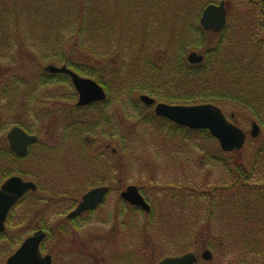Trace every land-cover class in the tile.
I'll return each mask as SVG.
<instances>
[{"label": "rangeland", "instance_id": "1", "mask_svg": "<svg viewBox=\"0 0 264 264\" xmlns=\"http://www.w3.org/2000/svg\"><path fill=\"white\" fill-rule=\"evenodd\" d=\"M16 1L17 4L13 5V0H0V33L3 30L7 31L4 36L8 38L6 45L0 44V135L5 133H2L4 125L10 128L15 124L40 134V142L33 149L37 154L36 161L31 157L13 165L29 173L24 176L25 178L33 179L35 175L39 189L33 195L30 193L24 202L13 209L6 231L0 236V264H6L7 258L15 252L26 236L32 234L35 229L46 226L52 227L54 233L52 238L46 241L44 252L55 254L54 264H157L167 256H178L188 252L198 255V264L206 262L264 264L262 246L263 252L256 254L250 250H241L243 244L232 238L238 232H248L249 227L246 224H239L233 218L229 206L232 196H244L246 193L229 188L233 181L230 168L237 164V159L243 161L245 167L253 166L255 152H258L264 142V128L255 116L238 103L226 108V114L247 133L248 139L243 149L233 151L238 153L224 155L226 162L229 163V167L225 169L209 156L222 154L217 140L185 136L182 130L159 119L144 123L140 114L146 117L154 111V107L139 102L140 94H136L123 104L118 94L108 93L105 103L83 108L77 113L74 110L77 94L72 83L59 76L53 78L49 84H41V74L47 62L41 61L43 65L40 67L36 64L37 61H34L41 56V52L34 54L31 51L27 52L28 50L26 52L17 50L14 43L17 41H10L16 40L19 32L18 37L23 43L35 49V39L40 42L39 39L43 38L38 35L41 28L35 27L31 17L27 15V7L36 3L40 5L47 0ZM182 1L174 0L173 4L161 2L157 6L158 0H154V3L148 0L145 2L147 5H139L136 10L140 11L141 16H138L137 27L140 30L146 28L148 32V27L154 30L156 27L153 23L158 15L166 19L163 24V27L167 28L165 37L171 39V36L175 35L176 40L180 39L182 25L183 36H190L195 31L192 23L198 16L201 18L207 4L219 3L222 0ZM224 1L227 9V37L236 31L242 33L243 30L240 29H247L252 23L254 28L251 31L260 39H264V28L260 27L262 13L254 2ZM79 2L82 1L78 0ZM18 3H21L23 8ZM123 3L129 5L130 13L131 0H103L105 5L103 6L110 11L112 17L113 12L116 14L123 12L125 8L121 5ZM148 5L152 6L149 11ZM168 11L170 13H166ZM148 12L151 13L148 15ZM8 13L11 17H7ZM148 17L153 22L151 26L147 23ZM68 25L66 22L60 24L61 29ZM17 26L20 27L17 29ZM126 29L131 39V28L127 26ZM75 34H79L77 30ZM81 34L75 38L72 33L68 38L71 37V40L75 38L77 41L76 39L82 38L86 32ZM211 40L212 43H217L216 39ZM185 43L175 42L172 49L165 50V53L170 52L174 55L185 46ZM163 49L158 52L162 53ZM197 52L202 53L199 50ZM22 57L31 59L29 65L20 63L18 58ZM13 59L15 60L12 61ZM6 67L14 68V71L8 74ZM12 77L16 83L8 86L11 88L9 93L8 91L4 93ZM25 81L30 83L26 84ZM14 89L17 92H13ZM14 97L17 99L14 100ZM223 108L225 110V107ZM104 116L110 119L107 130L112 131L113 123L114 133L117 129L118 135L114 137L102 135L103 146L87 142L77 144L70 153L67 150H60L69 140L61 135L72 119L84 121L87 123V129L92 121H97L104 131V124L100 122ZM254 121L259 124L260 138L250 136ZM1 141L2 139L0 147ZM107 144L111 145V149L115 147L119 150L118 158L113 156L110 158L106 150ZM91 146L102 149L105 156L101 160L88 158L87 163L95 165L100 162L103 166L116 164L120 183L116 186L118 191H114L105 204L91 214L89 220L76 221V227L74 223L66 220V215L73 200L77 198L76 201H79L82 194L91 187H88L87 183L68 182L67 171L72 164L68 161L71 162L73 157L75 158L72 154L76 148L80 147L89 154ZM214 146L216 148H213ZM55 148H58V151ZM7 158L3 167L12 164ZM260 159L264 163V156ZM1 170L2 167L0 172ZM253 172V182L264 180L263 164ZM129 184L143 186L148 194H151L150 198L155 207L150 214L144 212L140 214L120 203L119 192ZM129 224L131 243H126L124 236L128 233ZM64 226L67 227V232L61 230ZM206 249L213 253L211 260H204L201 257V253Z\"/></svg>", "mask_w": 264, "mask_h": 264}, {"label": "trees", "instance_id": "2", "mask_svg": "<svg viewBox=\"0 0 264 264\" xmlns=\"http://www.w3.org/2000/svg\"><path fill=\"white\" fill-rule=\"evenodd\" d=\"M54 1L56 2L47 0L40 5L36 3V5L30 4L27 7V15L31 17L35 27L41 28L38 35L43 38L39 39L40 42L35 39V49L23 43L18 37L19 32L16 40L10 39V41H17L14 42L17 50L25 52L28 50L27 52L31 51L34 54L41 52V56L34 60L37 61L38 66L42 67L41 61L47 62V65L50 63L67 65L81 75L97 80L110 95L118 94L123 104L130 101L136 94L144 93L154 97L157 101L169 104L214 103L222 108L225 107V110L223 108L225 112L226 108L238 103L245 106L264 128V39H260L256 33L251 31L254 28L252 23L247 29H240L245 34L236 31L227 37L228 27L220 33L207 31L201 26L198 16L192 23L196 37L194 38V34L183 36L184 26L182 25L180 27L182 37L176 40L175 35L171 36V39L165 37L164 33H167V28H164L163 24L166 19L158 15L155 23L149 17L147 19L150 26L153 23L156 27L154 30L148 27V32L146 28L140 30L137 27L136 23L141 13L136 8L141 4L145 5L148 0H131L130 13L128 12L129 5L123 3L121 4L125 7L123 12L120 14L113 12L114 17L109 14L110 11L105 9L103 0H81L80 4L78 0ZM149 1L154 3V0ZM227 1L229 3V0H226V3ZM251 1L262 13L263 19L260 27L264 28V0ZM161 2L173 4L174 0H158L157 6ZM12 4L16 5L17 1L13 0ZM150 7L152 8L150 5L148 11ZM141 10L144 11V9ZM150 13L148 12V15ZM7 17H11L9 13ZM63 22L69 25L61 29L60 24ZM133 24L136 26H132ZM127 26L131 28V39L126 31ZM76 30L79 34H75ZM84 31L86 34L76 40L85 43L75 41L76 36L82 35ZM1 33L0 44L6 45L8 38L4 34L6 35L7 31L3 30ZM72 33L75 37L73 40L71 37L68 38ZM48 37L51 38L46 40ZM211 39H216L217 43H212ZM183 41L186 42L185 46L181 47L182 49L176 54L165 53V50L172 49V44ZM162 48H164L162 53L158 52ZM191 50H199L204 54V61L201 64H191L188 61L186 53ZM97 51L107 53L101 54ZM18 59L23 65H29L28 62L31 61L28 57ZM6 71L11 74L14 68L6 67ZM41 75V84H49L53 78L59 76L71 82L67 74H52L45 71V68ZM15 83L16 80L12 77L4 93L6 91L9 93L11 88L8 86H13ZM25 83L30 82L25 81ZM13 92L17 90L14 89ZM13 99L16 100L17 97ZM140 115L144 123L159 119L182 130L185 136L217 140L207 129L193 130L176 125L166 118L158 117L154 111L146 117H143V114ZM88 130L90 131V127ZM195 133L199 135H193ZM219 151L222 154L209 156L227 169L229 163L226 162L224 155L238 153V151L227 153L221 147ZM262 156H264V142L258 152H255L253 166L245 167L244 162L236 158L237 164L230 168L233 181L229 188L246 192L244 196H232L231 201L229 200L230 214L239 224H246L249 227L248 232H238L232 238H236L239 244H243L241 250H250L256 254H261L264 248V180L253 182V170L257 169L260 164L264 165L263 160L260 159ZM7 157L12 162L21 159L11 154L10 151H7ZM25 159L27 158L21 160ZM13 165L15 163L3 167L0 156V167H2L0 184L11 175L29 174ZM33 177L36 178L35 175ZM210 198L212 201L211 195ZM205 264L212 263L206 262Z\"/></svg>", "mask_w": 264, "mask_h": 264}, {"label": "water", "instance_id": "3", "mask_svg": "<svg viewBox=\"0 0 264 264\" xmlns=\"http://www.w3.org/2000/svg\"><path fill=\"white\" fill-rule=\"evenodd\" d=\"M200 23L208 31L221 32L227 25V9L225 1L208 4L202 12ZM189 62L200 64L204 55L192 51L188 55ZM51 73L68 74L79 94L78 105H89L94 102L104 101L107 94L103 86L93 78L85 77L75 72L67 65L57 66L49 64L45 67ZM140 100L146 105H155V112L159 116L166 117L175 123L192 129H208L218 139L224 151L241 150L247 140L246 132L237 124L229 120L223 109L214 103H200L194 105L169 104L157 102L155 98L142 94ZM260 127L253 122L250 136L258 137ZM8 140L11 149L21 156L28 153L29 145L37 142L38 137L29 135L19 126L13 127ZM37 185L32 181H26L20 176L8 178L0 187V233L6 228V220L12 207L29 191L36 190ZM108 188L98 187L90 190L83 196L78 207L69 214V217L98 206L104 199ZM122 198L129 203L142 206L150 210V205L145 201L136 185H130L121 193ZM46 233L42 230L28 237L24 243L7 259V264H51V255L43 256L40 251L41 241ZM204 260H211L213 253L206 249L201 253ZM199 257L194 252H188L178 256H167L157 264H194Z\"/></svg>", "mask_w": 264, "mask_h": 264}, {"label": "flooded vegetation", "instance_id": "4", "mask_svg": "<svg viewBox=\"0 0 264 264\" xmlns=\"http://www.w3.org/2000/svg\"><path fill=\"white\" fill-rule=\"evenodd\" d=\"M76 94H77V92H76ZM78 97H79V95L77 94V102L75 103L76 109H74L77 113L79 111H81L83 108L94 107L95 105H100V104H103V103H105L107 101V100H105V101H101V102H95V103H92V104H90L88 106L87 105L86 106H80V105H78ZM69 118H72V117L69 116ZM100 122L104 124V131L101 130L100 123L99 122L97 123V121H95V122L92 121L90 123V131H89L87 129V123H85L84 121H80L79 122V121H77L75 119H72V122L70 124H68L66 131L63 132L62 135L59 134V135L63 136V138L69 139L63 144V148H60V150L61 149H62V151L63 150L64 151L67 150V152L70 153V152H72V148L73 147H77V144H80V143H85L86 144L87 142H89L91 145H94V143H99L101 146H103V143H102L103 140L101 139L102 135H111V137H114V135H118L117 129H116V131L114 133V125H113V123H112V131L109 132L107 130V126L110 123V119L109 118H106L104 116V119H101ZM15 126H19V127L23 128L29 135H35V136L38 137V141L37 142H34V143L29 145L28 153L25 156H21V155L17 154L15 151H13L11 149L10 142L8 140V134H9L10 130L13 127H15ZM3 132H5V133H3ZM2 133H3V135H0V139H2V141H1L2 144H1V147H0V156H1V159H2L4 164H6L5 159L7 158V151H10L11 154H13L14 156H16L18 158H21V159L28 158V157H34V159L36 161L37 154H35V150L33 151V149H35L38 146L39 142H40V136H39L40 134L35 133V132L32 131V129L26 128V127H24V126H22L20 124L12 125L10 128H8V127H6L4 125L3 128H2ZM87 133H88V135H87ZM98 138H100V139H98ZM60 145L62 147L61 143H60ZM55 150L58 151V148H55ZM106 150H108L110 158H112V156L118 158L119 150H117L115 147H113L111 149V145L107 144ZM72 155L75 156V158L73 157V160L71 162L68 161V163H72V164H70V166H71L70 170L67 171V178L69 179L68 182H71L72 184L73 183H77V182L87 183V186L91 187L89 190H87L86 192H84L82 194L81 199L79 201H76L77 198H75L73 200V202H72V204L70 206L69 212L66 215V220L68 222H70V223H74L75 226L77 227V224H76L77 222L76 221L89 220L90 217H91V214L93 215V213L95 211H97L100 207H102L105 204V202L108 199V197L114 191H118V188L116 186L120 183V179H119V175H118V170H117V165L116 164H107L106 166H103L102 163H100V162L96 163L95 165H93L92 163H87V159L88 158L90 160H93V159L101 160L102 157L105 156V155H103L102 149H98L96 146L95 147L91 146L90 147V153L88 154L83 149L78 147V148H76L74 150ZM10 157H13V156H10ZM21 159H19V160L16 159V161L12 162V163L17 164L18 162L23 161ZM98 173H99V175H98ZM12 176H20L26 181L34 182L37 185V189L36 190H29L15 204V206H13V208L11 209V211H10L8 217H7V220H6V228H7L8 222H10V217H11V213H12L13 209L17 205H19L22 201L24 202L28 198L27 196H29L30 193H34V192H36L39 189V184L37 183V181H38L37 179H35V178H33V179L29 178L28 179V178H25L24 176L19 175V174H14V175H11V176L7 177L0 184V187L2 186V184L8 178H10ZM93 177H96V178L95 179H91ZM130 185H136L138 187L141 195L144 197L145 201L150 205V210H146L142 206L131 204L127 200L122 198L121 193L123 191H125L127 189V187L130 186ZM98 187H106V188H108V191H107L103 201L98 206H96L94 208H91V209L86 210L84 212H80L78 214H75L72 217H69V214L71 212H73L78 207V205L81 203V201L83 200V196L87 192H89L90 190H92L94 188H98ZM119 195H120L119 198L121 199V202H120L121 204H123L126 207H128V209H133L134 211H136V212H138L140 214L143 213V212L146 213V214H150L151 211L155 207L153 201L150 198L151 194L149 195L148 192L144 189L143 186H139L137 184H129V185H127L124 189H122L119 192ZM30 198H31V196H30ZM34 214H36V213H34ZM37 215H39V214H37ZM129 227L130 228L128 229V233L124 236V241L126 243H131V226H130V224H129ZM39 230H42V231H44L46 233L45 238L41 241L40 251H41L43 256L51 255L52 259H53L51 264H54L55 261H56L55 260V254L50 253V252H44L45 251V246H46V241L50 240L52 238L53 233H54V230H53L52 227H47L46 226V227H40V228L35 229L32 234H29L28 236H26L21 241V243L19 244L18 248L24 243V241L28 237L34 235ZM61 230H65L67 232L68 229H67L66 226H64V227L61 228ZM5 231H6V229H5ZM5 231L3 233H1L0 236L3 235L5 233ZM6 264H7V260H6Z\"/></svg>", "mask_w": 264, "mask_h": 264}]
</instances>
